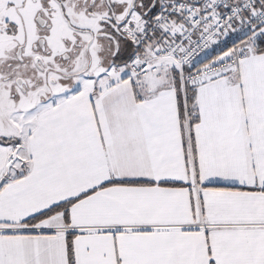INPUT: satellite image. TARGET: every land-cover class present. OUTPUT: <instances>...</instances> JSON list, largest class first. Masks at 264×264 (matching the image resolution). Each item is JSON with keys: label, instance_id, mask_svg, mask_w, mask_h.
<instances>
[{"label": "snow or ice", "instance_id": "6c2138e0", "mask_svg": "<svg viewBox=\"0 0 264 264\" xmlns=\"http://www.w3.org/2000/svg\"><path fill=\"white\" fill-rule=\"evenodd\" d=\"M0 264H264V0H0Z\"/></svg>", "mask_w": 264, "mask_h": 264}]
</instances>
